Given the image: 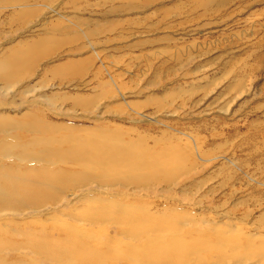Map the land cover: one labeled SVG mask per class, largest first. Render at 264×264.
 Segmentation results:
<instances>
[{"label": "rangeland", "instance_id": "obj_1", "mask_svg": "<svg viewBox=\"0 0 264 264\" xmlns=\"http://www.w3.org/2000/svg\"><path fill=\"white\" fill-rule=\"evenodd\" d=\"M50 1L30 0L21 7L23 1L0 0V60L32 45L43 56L17 87L0 84V106L17 121L32 117L58 126L61 137H117L139 154H176L184 171L117 188L103 177L86 192L69 190L44 203L48 210L39 214L0 216V226L7 230L14 224L35 236L48 227L52 230L45 236L57 242L63 238L57 226L63 223L83 233H102L110 250L132 244L139 252L145 244L124 235L119 237L123 248L114 244L117 223L70 217L94 207L95 199L155 223L183 225L186 244L211 235L206 245L212 249L219 234L233 231L244 247L249 236L260 245L264 0ZM27 132H18L21 138L0 136V150L18 139L27 145L45 138ZM12 161L0 153L1 165ZM61 165L54 168L67 167ZM33 224L36 229L29 230ZM218 262L211 256L210 264Z\"/></svg>", "mask_w": 264, "mask_h": 264}, {"label": "bare ground", "instance_id": "obj_2", "mask_svg": "<svg viewBox=\"0 0 264 264\" xmlns=\"http://www.w3.org/2000/svg\"><path fill=\"white\" fill-rule=\"evenodd\" d=\"M19 1H23L20 6L24 7L29 5L26 1L30 0ZM36 2L33 0V3ZM39 56V46L33 45L5 56L0 60V84L8 86L14 83L16 87L20 85L21 81L25 80L22 77L33 68ZM30 119L29 122L17 121L0 106V136L3 139L21 138L17 135L20 131L45 137H35L27 145L22 144L20 139L15 143L3 144L0 153L14 161L8 165L0 164L2 217L39 214L48 210L41 206L44 203L57 200L69 190L81 189L86 192L94 180L103 177L107 178V181H104L107 186L117 188L141 185L155 179L158 181V178L164 180L162 178H167L166 175L173 177L184 171V168L179 166L182 157L176 154H166V151L165 155L139 154L133 146L123 143L117 137L84 140L72 136L61 137L58 126L35 121L32 117ZM24 164L33 166L23 171L21 166ZM56 164H62L61 167L64 164L67 167L54 168ZM98 202L102 201L94 199V207L70 217L91 223H117L118 238H114V244L116 241L120 242L119 237L124 235L134 242L145 244L139 252L134 251L136 248L131 246L132 244H128L123 251L110 250V240L103 237L102 233H83V230L68 224L57 226L63 237L57 242L45 236L51 228L44 227L38 233L43 236H35L26 234L24 230L27 228L11 224L7 230L0 226V264H38L40 260L45 264H112L115 260L121 264H210L211 256L215 255L218 256L219 262L213 264H264V237L261 235H257L263 239L260 245L255 241L252 243L255 238L249 236V247L246 248L240 241L234 240L235 236L239 238L236 232H225L217 236L218 245L215 248L207 249L211 248L206 245L208 239L214 238L211 235L192 239L186 244L181 240L184 236L183 225L155 223L156 221L144 215L134 212L128 214L124 206L110 208L98 205ZM5 208L10 210L4 211ZM34 224L32 228L28 227L29 230L36 229ZM17 236L23 239L17 241Z\"/></svg>", "mask_w": 264, "mask_h": 264}]
</instances>
